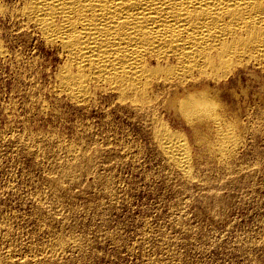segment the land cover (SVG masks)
I'll list each match as a JSON object with an SVG mask.
<instances>
[{"label": "rangeland", "instance_id": "1", "mask_svg": "<svg viewBox=\"0 0 264 264\" xmlns=\"http://www.w3.org/2000/svg\"><path fill=\"white\" fill-rule=\"evenodd\" d=\"M0 2V264H264L259 77L227 78L226 157L208 151L218 139L206 127L198 142L177 112L158 109L160 125L187 142L182 173L114 95L60 98L61 58L20 31V0ZM79 161L59 180L64 162Z\"/></svg>", "mask_w": 264, "mask_h": 264}, {"label": "bare ground", "instance_id": "2", "mask_svg": "<svg viewBox=\"0 0 264 264\" xmlns=\"http://www.w3.org/2000/svg\"><path fill=\"white\" fill-rule=\"evenodd\" d=\"M17 5L12 8L20 31H31L62 60L54 73L59 97L83 104L97 88L114 95L150 124L159 151L182 173L190 170L187 142L160 125V108L177 112L198 142L205 141L204 127L214 133L218 141L209 152L232 153L222 95L235 88L229 76L264 82V0H20ZM3 9L0 2V13ZM80 161L64 162L59 180L83 165Z\"/></svg>", "mask_w": 264, "mask_h": 264}]
</instances>
